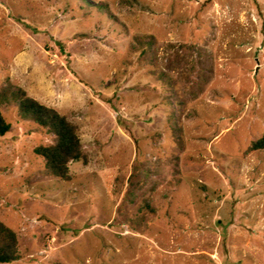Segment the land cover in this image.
<instances>
[{"label":"rangeland","instance_id":"374dc122","mask_svg":"<svg viewBox=\"0 0 264 264\" xmlns=\"http://www.w3.org/2000/svg\"><path fill=\"white\" fill-rule=\"evenodd\" d=\"M8 85L86 161L48 173L52 136L0 98L7 264H264V0H0Z\"/></svg>","mask_w":264,"mask_h":264},{"label":"trees","instance_id":"16d2710c","mask_svg":"<svg viewBox=\"0 0 264 264\" xmlns=\"http://www.w3.org/2000/svg\"><path fill=\"white\" fill-rule=\"evenodd\" d=\"M140 52L144 55L145 48H141ZM8 93L11 94L19 114L25 120L44 129L52 136L50 144L39 145L33 150L42 159L46 171L62 181H69V164L75 161H86L77 126L56 110L28 97L21 89L8 85L2 89L0 98H4ZM171 126L173 125L171 124ZM9 128L10 125L0 113V137L4 136ZM248 150H264V135L252 141ZM17 259L16 235L0 222V264L11 263Z\"/></svg>","mask_w":264,"mask_h":264}]
</instances>
